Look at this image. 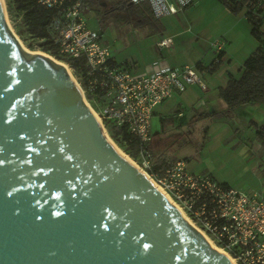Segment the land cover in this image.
<instances>
[{"label": "water", "instance_id": "obj_1", "mask_svg": "<svg viewBox=\"0 0 264 264\" xmlns=\"http://www.w3.org/2000/svg\"><path fill=\"white\" fill-rule=\"evenodd\" d=\"M69 77L19 46L0 4V264H232L101 136Z\"/></svg>", "mask_w": 264, "mask_h": 264}, {"label": "built area", "instance_id": "obj_2", "mask_svg": "<svg viewBox=\"0 0 264 264\" xmlns=\"http://www.w3.org/2000/svg\"><path fill=\"white\" fill-rule=\"evenodd\" d=\"M131 1L148 3L153 17L159 19L195 0ZM36 2L53 12L46 31L58 53L84 66L77 76L65 64L103 133L111 139L108 127L113 126L137 139L136 164L212 249L232 264H264V192H244L209 174H193L182 160L162 175L155 170L150 133L154 110L175 91L181 93L193 84L204 90L203 71L189 65L174 68L157 60L149 72H130L114 60L102 32L88 25L84 0ZM169 41L162 39L157 46Z\"/></svg>", "mask_w": 264, "mask_h": 264}, {"label": "crops", "instance_id": "obj_3", "mask_svg": "<svg viewBox=\"0 0 264 264\" xmlns=\"http://www.w3.org/2000/svg\"><path fill=\"white\" fill-rule=\"evenodd\" d=\"M157 20L155 31L142 29L143 38L136 49L144 55L142 59L129 53L125 60L115 52L111 53L114 60L137 74L151 71L157 60L174 68L200 64L206 88L190 85L156 106L152 118L158 120L159 127L151 137L153 162L158 156L182 160L193 174H209L244 192H264V141L256 133L264 126V104L240 105L232 116L202 118L226 110L219 90L225 88L231 76L239 75L242 64L257 48L245 10L235 14L217 0H195L182 11ZM162 39L170 41L166 46H157ZM132 43L136 44L134 38ZM216 57L220 62L209 73L207 69ZM170 141L189 144V154L166 153Z\"/></svg>", "mask_w": 264, "mask_h": 264}, {"label": "trees", "instance_id": "obj_4", "mask_svg": "<svg viewBox=\"0 0 264 264\" xmlns=\"http://www.w3.org/2000/svg\"><path fill=\"white\" fill-rule=\"evenodd\" d=\"M232 13H239L245 10V16L251 27V34L257 39V48L249 55L242 64L237 77L231 76L225 88L219 90V97L225 102L224 112L209 113L202 118L218 119L224 115L232 116L233 110L244 104H264V31L261 25L264 24V0H217ZM110 3L112 10L106 11L101 4ZM86 12H92L99 23L104 25L109 19L119 20L122 23L131 24L134 27L154 26L158 28V20L151 13L150 6L146 2L133 3L131 0H84ZM114 6L121 9L115 11ZM9 13L14 12L15 17L20 18L21 29L18 33H26L30 38L36 40L40 50L53 56L59 61L68 64L79 76L84 72V66L78 59H69L60 55L56 47L51 43L47 35V25L53 15L51 10L45 9L37 4L36 0H7ZM219 59L213 61L207 69L210 73L214 71ZM197 68L201 71L204 68L200 64ZM111 139L131 158L135 159L138 151L137 139L126 133L122 128L108 127ZM257 135L264 141V126L256 131ZM176 161L167 160L160 156L155 158V170L162 175L164 170L172 166ZM225 185V184H224Z\"/></svg>", "mask_w": 264, "mask_h": 264}, {"label": "rangeland", "instance_id": "obj_5", "mask_svg": "<svg viewBox=\"0 0 264 264\" xmlns=\"http://www.w3.org/2000/svg\"><path fill=\"white\" fill-rule=\"evenodd\" d=\"M112 1H114V0H112ZM3 2H4V8H5V11H6V17H7L8 21H9V24H10L12 30H13V33L16 35V37L29 50H31V51H41L40 47H39V44H38V42L36 40L30 38L29 35H27L26 33H22L21 35L18 33V30L21 29V24H20V21H19L20 18L19 17H15L13 11H11V13H9L8 8H7V0H3ZM1 9H2V7H1ZM2 13H3V10H2ZM87 17H88V25L90 27H93L94 29H97L98 31L102 32V40H103L104 44L108 46L110 52L111 53H115L116 52L118 57H120L122 59H125V60H127L126 57L129 56V53H136L135 56L136 57H141V59H142V57L144 55L141 54L138 50H136L137 47H138L137 45H138V43L140 41V38H143V36L141 35V34H143L142 31L143 30H147V32H148V30H150V31L151 30H153V31L156 30V28H154V26H151V25L142 26V27H134L131 24L122 23L119 20L115 21V20H112V19H109L108 21L105 22L104 25H102V24L99 23V20L97 19V17L92 12H88L87 13ZM3 18H4V14H3ZM4 21H5V18H4ZM5 24H6V22H5ZM10 33L15 38V36L13 35V33L11 31H10ZM133 38H134L136 44L132 43V39ZM41 52H43V51H41ZM44 53H46V52H44ZM60 62H62V61H60ZM62 63H64V62H62ZM61 67L67 73V75H69L68 72L66 71V68H64L63 66H61ZM154 119L155 118H152V120H151V126H150L151 136L153 134H155V128L159 127L158 120L154 121ZM173 140H176V139H173ZM111 141L115 144V142L112 139H111ZM152 144H153V141H152ZM115 145L122 153H124L134 163H136L135 160L133 158H131L128 154H126L123 151L122 148H120L117 144H115ZM172 145H174L175 147H173L172 149L167 148V147H170V146L172 147ZM166 149H167L166 153H170V154H172L174 156H182V155L189 154L190 147H189V144L185 145L182 142L174 144V143H172L170 141V142H167Z\"/></svg>", "mask_w": 264, "mask_h": 264}, {"label": "bare ground", "instance_id": "obj_6", "mask_svg": "<svg viewBox=\"0 0 264 264\" xmlns=\"http://www.w3.org/2000/svg\"><path fill=\"white\" fill-rule=\"evenodd\" d=\"M1 2H0V4H1V7H2V10H3V14H4V18H5V22H6V25H7V27H8V29L13 33V30H12V28H11V26H10V24H9V21H8V19H7V17H6V11H5V8H4V2H3V0H0ZM13 35L15 36V38H16V40H17V43L19 44V46L25 51V52H27V53H29V54H33V53H35V54H40V55H42V56H44V57H46V58H48L50 61H52L53 63H55V64H58V65H61V66H63L64 68H66L67 69V67H66V65L64 64V63H62V62H60V61H58V60H56L54 57H52V56H50L49 54H47V53H44V52H41V51H31V50H29L28 48H26L25 47V45L16 37V35L13 33ZM73 83H75L74 82V80H73ZM95 118V117H94ZM97 120V119H96ZM107 136V135H106ZM108 137V136H107ZM110 138L108 137V141L111 143V145L114 147V149L119 153V155L120 156H122L125 160H127V162L132 166V167H134L135 169H137V170H139L147 179H148V177L146 176V174L139 168V166L136 164V163H134L128 156H126L124 153H122L117 147H116V145L111 141V139L109 140ZM149 180V179H148ZM153 185H154V183L151 181V180H149ZM167 200L169 201V203L170 204H172L171 203V201L167 198Z\"/></svg>", "mask_w": 264, "mask_h": 264}, {"label": "flooded vegetation", "instance_id": "obj_7", "mask_svg": "<svg viewBox=\"0 0 264 264\" xmlns=\"http://www.w3.org/2000/svg\"><path fill=\"white\" fill-rule=\"evenodd\" d=\"M101 6L106 10V11H110V10H112V6H111V4L110 3H107V2H103L102 4H101ZM114 8H115V11H118L119 9H121V7H119V6H114ZM68 68L66 69V71L68 72ZM73 80V79H72ZM75 84V83H74ZM76 85V84H75ZM81 102H82V104L85 106V107H87L86 105H85V103L83 102V99H82V96H81ZM88 108V107H87ZM100 130H101V128H100ZM91 135H92V137H95L96 136V131H95V129H92V131H91ZM101 136L104 138V139H106L107 141H108V137L103 133V131L101 130ZM110 140V139H109ZM109 142V141H108ZM111 144V143H110Z\"/></svg>", "mask_w": 264, "mask_h": 264}]
</instances>
